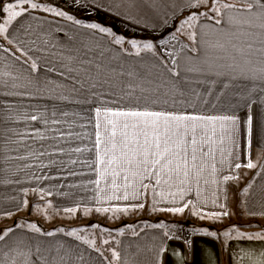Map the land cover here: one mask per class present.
<instances>
[{
  "label": "crops",
  "instance_id": "1",
  "mask_svg": "<svg viewBox=\"0 0 264 264\" xmlns=\"http://www.w3.org/2000/svg\"><path fill=\"white\" fill-rule=\"evenodd\" d=\"M80 5L91 4L97 6L113 15L118 19L126 20L150 31V35L167 31L170 33L179 26V22L188 15V11L182 10V0H75ZM211 0H209V5ZM195 10V9H193ZM199 11H207V8H201ZM6 14L3 15V17ZM2 22V21H0ZM205 28L211 27L212 22L201 20ZM29 26L46 43L37 40L33 51L29 53L37 60L39 68L42 70L33 73L41 80H52L56 83L61 82V77L58 71L63 65L75 67L77 72L80 71V60H84L87 64L89 61L94 63H103L104 57L107 61L105 64L107 72L110 74L111 68L117 67L118 54L116 43L112 39V35L100 33L97 29H90L85 25L77 24L75 20L65 17H58L53 14L30 10V13L25 14L12 25L9 26V31L12 35L9 37L13 40L12 45L8 44L7 39L0 37V80H8L9 86L6 88L0 87V147L5 149L0 154V174L7 181H18L25 185L21 191L13 189V194L23 197L29 192L34 195L51 198L52 209L57 212V215L52 217L53 224L40 228V233H35L26 224L18 220L10 227L16 224L22 225L23 229H18L13 241L23 240L29 244L32 253H36V246H42L41 251L45 249H58L62 254L71 257V264H122L121 261L127 257L130 252L132 259H149L154 247V241L140 242L141 234L144 232H152L150 229L142 230V233L125 234L124 240L126 245L124 253L122 252L124 241L123 236L119 238V245L116 247V253L120 259L108 257L102 250L89 247L88 243L76 235H69L70 227H76L82 223H91L92 214L86 219L77 222H68V215H72L65 211L67 208H76L77 213L92 212L97 207L110 206L104 203H96L95 199L99 193V189L94 181L101 179L100 173L104 170V165H101L97 160V151L93 149L94 143V120L90 118L94 116L93 103H75L71 99L68 101H57L54 97L49 98L47 95L41 97L36 93L34 88H25L27 83V65L22 62L25 57L20 53H15V56H20V61H16L13 55L14 49L20 47L16 42L15 37L20 35L19 25ZM16 28V31H13ZM225 34H211L209 40L211 43H222L223 48L208 47L206 52L201 53V59H207L210 63L222 67L225 64L232 62V56L236 55L235 49L232 48V43L240 44L241 40L227 35V30H223ZM149 35V37H150ZM34 38V37H33ZM183 39V44H169L163 49L167 52L177 54L176 58L180 59L184 55L180 45L184 46L186 51L191 46V41L186 35ZM175 46V47H173ZM3 49H8L5 52ZM39 49V51H36ZM116 53V56H114ZM112 56V57H109ZM122 57V56H121ZM150 65H154L153 76L158 73H164V68L161 66L163 62L168 64L172 57H165L160 54L159 58L151 55ZM70 58H74L71 59ZM239 59V57H238ZM183 63V61H181ZM170 66V64H169ZM56 68L57 72L48 71L49 68ZM247 67L254 69V72L248 73L247 76L239 74L231 78L223 76L217 77L215 82L205 80L203 76L193 75V80H199L200 83H193L191 86L203 97L206 103H201L200 100L195 101V113L202 115H229L235 118V122H215V125L206 124L204 127L211 129L216 128L217 135L213 137L215 141L210 145L214 151L215 161L209 158L207 167L200 180V201L202 197L211 196L212 191L217 190V185L211 183L212 179H216L220 185V189L227 191L228 195L225 198L220 196L218 202L228 206V197L230 194L237 195L241 190L240 202L241 207L248 213L254 206L261 208L264 203V77L259 73V69L264 67L261 65L259 58H254V63ZM10 73L11 77L2 75ZM22 77L21 79L13 80L14 77ZM15 83L18 87L13 88L11 85ZM11 88L12 91L7 89ZM205 89H208L206 92ZM21 93V95H13L12 93ZM32 93V95H29ZM111 94V93H110ZM118 95L119 93L116 92ZM63 109L72 117L73 113L77 115L72 117L69 124L51 125L50 117L53 111ZM159 110V109H157ZM189 112L193 109L189 108ZM11 115L13 119H7ZM31 115H36L37 120H30ZM249 118L251 125L249 126ZM48 121L46 124L45 121ZM65 132L71 130L73 137L64 139L60 137L59 131ZM229 132L232 139H228ZM27 133H35V135H26ZM224 135V143L220 144L219 137ZM43 137V139L41 138ZM237 139L241 141L237 145ZM234 140V144H233ZM251 141V158L257 167L247 169L242 167L235 170V175L239 177L238 181H230L228 185L222 183V175L228 174L233 170L227 164L223 165V172L217 174L211 173V164L216 163L217 168L222 166L219 163L221 160L220 149L225 151H233L237 162L243 161L245 145ZM38 149L36 156H27L25 151L27 148ZM80 147L85 151L75 152L74 148ZM7 148L11 149L7 152ZM20 149L21 151H17ZM44 152V155H39ZM76 161V163H73ZM35 179V185L28 186L27 181ZM209 181L208 184L204 180ZM251 185V187H249ZM230 186V187H229ZM100 188L105 189V194L109 192V186L101 179ZM193 190L189 192L186 199L193 200L198 203L196 195L197 185L193 183ZM248 188V193L243 194V189ZM41 190L42 193L41 194ZM176 191L175 188L172 189ZM242 198V201H241ZM36 202H44V199H36ZM22 203V200H19ZM22 204L19 205V210ZM10 210L13 218L19 210ZM90 209V210H89ZM152 210L149 205L142 210L136 211L138 219L145 218V213H150ZM229 211V210H228ZM134 212V211H132ZM157 216L163 212L155 211ZM241 213V211H239ZM250 218L264 217L256 215ZM120 219H122L120 217ZM130 222L131 217H126ZM123 220V219H122ZM232 223V222H231ZM91 225V224H90ZM224 225V224H223ZM216 229L215 225H211ZM226 226V225H225ZM239 230L244 232L259 231L264 228L261 225L255 227H242L238 224ZM221 227L217 228L219 231ZM231 228V227H229ZM255 228V229H254ZM62 230V231H61ZM48 232H53L54 235H45ZM235 237V233H233ZM159 251L161 264H230L229 251L232 250V257L236 259L237 251L244 249L251 253L249 257H244L243 252H240L239 264H264V257L260 255L264 251V245L259 242H240L233 238L229 240L221 237H213L206 234H193L190 237V245L188 246L183 239L164 237L160 235ZM221 243L224 244L221 250ZM133 244L135 247H130ZM133 253V257H132ZM156 257V256H154ZM110 259V262H109ZM42 264L37 255L35 259L30 258V264Z\"/></svg>",
  "mask_w": 264,
  "mask_h": 264
},
{
  "label": "snow or ice",
  "instance_id": "2",
  "mask_svg": "<svg viewBox=\"0 0 264 264\" xmlns=\"http://www.w3.org/2000/svg\"><path fill=\"white\" fill-rule=\"evenodd\" d=\"M201 8H207V11H199ZM37 9L58 17L66 16L65 12L45 7L42 2L38 3L36 0H9L7 4L0 6V12L6 14L0 17L2 21L0 22V37L7 39L8 44L12 45L13 40L9 38L12 32L9 31V26L17 18L30 13V10ZM182 10L188 11V15L179 22V26L170 35L172 39H176L177 33L186 35L191 41V46L185 51L184 46L180 45L181 51L184 52L180 59L176 58L177 54L164 51L162 55L165 59L172 58L168 64L159 62L164 68V73H158L156 76L152 74L154 65L146 66L139 72L135 68L121 71L111 68L113 76L105 71L103 63L97 64L89 61L85 64L84 60H80L79 72L75 67L66 65H63L59 71L54 67L48 69L51 72L58 71L61 77L60 83L41 80L38 76L32 75L42 69L29 53L33 51L37 40H41L42 43L46 41L42 40L31 25H19L20 35H17L15 40L20 47L14 49L13 55L20 53L25 57L22 63L28 66V77L24 87L34 88L41 97L47 95L50 99L54 97L61 102L71 99L75 103L90 102L96 105L94 116L90 118V121H95L93 149L98 153L99 163L105 166L100 176L109 186V192L105 194V189L99 187L101 179L95 180L94 183L99 189L95 202L102 204L107 201L110 205L109 207H97L95 211L98 213L111 212L115 215L139 211L147 204L154 212L183 214L185 210H189L200 219L206 216L211 219H220L230 215L226 205L218 202L220 196L226 198L228 192L220 189L215 178L211 183L217 185V190L212 191L210 199L198 201V203L186 199L187 194L193 190V183L197 185L196 195L199 198L198 186L208 166L207 162L209 158L213 161L216 159L210 147L215 142L213 137L217 135L216 128L213 126L208 129L204 125H215V122L219 121L222 122L223 127V122H235V118L229 115L195 113V101L200 100L201 103H206V101L191 86L193 83H200L198 79L193 80L192 77L193 75L203 76L205 80L215 82V79L221 76L225 78H231L237 74L242 77L247 76L248 73L255 71L247 66L253 64L254 58L257 57L261 65H264V0H211L210 5L209 0H182ZM67 19L71 20L72 17L67 16ZM202 19L211 21V27L205 28L201 23ZM76 23L79 24L80 21L77 20ZM86 27L97 29L100 33L111 34L110 29L95 23L88 24ZM225 29L227 35L242 41L240 44L229 41L236 52V55L232 56V62L220 67L210 63L207 59H201L200 54L206 52L208 47H224V44L219 42L211 43L209 36L214 33L225 34L223 31ZM16 30L13 28V31ZM123 40V37L117 36L115 43L121 44ZM128 43L135 49L134 53L128 54L135 56H140L142 51L151 52L154 47H157L151 42L141 44L136 40H130ZM169 44L171 40H160V45ZM3 50L8 52V49ZM15 59L19 62L20 56H15ZM259 73L264 77V67L259 69ZM2 75L11 77L10 73ZM21 78L18 76L13 80ZM8 86V80H0V87ZM11 86L18 87L15 83ZM117 88L119 89L118 95L115 91ZM205 91L207 92L208 89ZM12 94L21 95L16 92ZM189 108L193 111L189 112ZM76 115L73 113L72 117ZM72 117H69L67 111L60 109L53 111L49 119L51 125H61L63 122V124H69L70 127ZM13 118L11 115L7 117V119ZM29 118L32 121L38 119L36 115H31ZM45 123L47 124L48 121L46 120ZM248 123L250 126V118ZM55 130L59 131L61 138L71 139L73 137L71 130L67 131V134L59 128ZM26 135H35V133ZM228 139H232L230 132ZM219 142L224 143V135L219 137ZM251 147L249 140L245 145L244 159L239 162L236 161L233 151L226 152L221 148L219 163L222 167L218 169L216 163H212L211 173H222L223 165L227 164L233 171L222 175V183L227 186L230 181H238L239 177L234 174L235 170L242 167L247 169L257 167L251 158ZM85 150L80 147L73 149L75 152ZM44 154V152L39 153L41 156ZM204 183L208 184L209 181L205 179ZM173 188L176 191H173ZM247 193L248 188L246 187L243 189V194ZM41 194H43L42 190ZM22 203L26 205L27 201ZM209 203L218 210L202 211ZM17 210H19V205ZM65 211L75 213L77 209L67 208ZM12 214L11 211L5 213L7 216ZM248 214L264 217V203L258 212L250 208ZM91 227L99 228L100 226ZM152 227L164 228L166 226L157 223ZM28 228L35 233L41 231L36 224H29ZM18 229L22 230L23 226L16 224L0 230V264H30V258L35 259L37 255L42 264H71L72 258L62 254L58 249L50 248L41 251L42 246H36V253L33 254L31 247L25 241H13L12 237L16 235ZM77 234L76 229L69 233V235ZM205 234L218 236L215 231L205 230ZM45 235L52 236L54 233L48 232ZM220 235L229 240L235 238L240 242H259L264 245V228L249 233L240 231L234 225L226 228ZM163 236L172 238L171 231H165ZM85 243L92 245L94 241L86 239ZM161 250L159 249L157 254ZM240 252H243L244 257L251 255L250 252L240 249L237 251L236 259H233L232 250H230V264H239ZM260 255L264 257V251ZM113 257L120 259L115 251H113Z\"/></svg>",
  "mask_w": 264,
  "mask_h": 264
},
{
  "label": "rangeland",
  "instance_id": "3",
  "mask_svg": "<svg viewBox=\"0 0 264 264\" xmlns=\"http://www.w3.org/2000/svg\"><path fill=\"white\" fill-rule=\"evenodd\" d=\"M36 2H42L45 7L49 8H56L59 11H63L66 13V16H71L69 10L70 9H78L85 13V8H83V5H78V2H75V0H36ZM82 8V9H81ZM39 10V9H37ZM41 11V10H39ZM48 13V12H47ZM52 14V13H50ZM54 15V14H53ZM72 20H76L75 18ZM77 21V20H76ZM81 22V21H80ZM81 24V23H80ZM89 23H85V26ZM83 25V22L82 24ZM111 30L112 36H115V39L117 36L123 37L120 34H116L113 32V29L110 27H105ZM171 31L170 33H167V31H161L156 34L150 35V37H147L148 33L140 34L139 36L137 34H134L131 37H123L124 40L121 44H116L117 51H120L121 54H118V61H117V67L115 68L116 71L121 70H131L135 68L138 72L142 71L146 66L150 65L151 55L155 56L156 58H159L160 54L163 53V49L165 46L160 45L161 39H168L171 40V44H183V39L185 38V35H181L179 33L176 34V39L171 38ZM130 40H136L138 43H145V42H151L157 47H154L151 52L142 51L140 56L135 55H129L128 53H134L135 49L131 47V45L128 43ZM114 56H116V53H114ZM122 56V57H121ZM112 57V56H109ZM104 59H106L104 57ZM103 59V65L105 71H107V67L105 64H107V59ZM95 75V73H93ZM110 75H113V73L110 72ZM107 88V86H106ZM8 91H12L11 88L7 89ZM117 93H119V89L117 88L115 90ZM127 104V102H125ZM241 141L237 139V145L240 144ZM3 148L0 147V154L3 152ZM11 150L10 148H7V152ZM17 151H21L20 149H16ZM38 149L35 148H27L25 153L27 156H36ZM2 159L0 163H2ZM35 179H29L27 181L28 186L35 185ZM25 185L20 184L18 181H7V179L3 178V174H0V230H3L5 228L10 227L14 222L20 220L23 223L26 224V227L28 228L29 224H36L39 228H44V226H51L50 224H53L52 217L57 215V212H55L51 205L52 200L51 198H45L39 195H34L33 193L29 192L28 195H25L23 197L16 196L18 193L13 194V189L16 191H21ZM241 190L239 191L240 194ZM232 195L230 194L228 197V206H226L227 211L230 213L228 217H222L220 219H211L209 217H205L204 219H200L197 216H194L191 211L185 210L183 214H171L163 212L160 214V217L157 216L158 213L151 211L150 213H145L146 217L149 219L156 220L155 222L148 223L147 221L141 220L138 223V217L137 212L130 211L127 213H117L113 215L111 212L109 213H103V212H96L95 209L92 210V212H82L81 214L75 212L72 213V215H68V222H77L78 220L81 221L82 219H86L88 215L91 216V225L82 223L81 225H78L76 227H70V230L73 229L78 230V234L76 235L79 238H82L84 241L91 240L94 241V244L89 245L92 246V248H96L97 250H102L107 254L108 257H113V251H117L116 247L119 245V238L125 234H133L138 233L140 235L142 233V230L150 229L152 232H144L145 234H141L140 242L142 241L145 243L146 241H154L153 244V251L149 256V259H132L130 258V252L127 253V257L123 261H121L122 264H161V258L160 254H157L159 250V243L160 242V235L161 233H164L165 231H171L172 237L183 239L186 244L190 245V237L193 234H205V230L208 232L215 231L218 233V236L221 237L222 240L225 239L222 235H220L226 228L237 226L239 229V225L241 223H248L249 225H252V227H255V225H261L264 226V219L261 217L257 218H250L249 214L242 209L240 197L241 195ZM209 197H202V200L210 199ZM36 199H44V202H36ZM19 200L27 201V204L24 205L23 203H20ZM198 201H200V197L198 198ZM242 201V198H241ZM22 204L21 209L17 213V215L13 218L10 216L5 215L7 211L15 210L18 205ZM109 203L105 201L104 205H108ZM105 207V206H103ZM109 207V206H106ZM258 206H254L253 209L257 210ZM218 210L215 206L212 204H207L206 207L202 209L204 212L209 211H216ZM241 211V213L239 212ZM14 214V213H13ZM120 217L123 219H120ZM126 217H131L133 220L130 222L129 219H126ZM158 218V219H157ZM232 222V223H231ZM157 223H161L165 225L164 228H155L152 227V225H155ZM224 224V225H223ZM93 225L100 226L99 228L91 227ZM211 225H215L216 229H213ZM226 225V226H225ZM249 225H246L245 228H248ZM137 226V227H136ZM220 228L218 231L217 228ZM83 229L84 231H79ZM255 229V228H254ZM261 229V228H260ZM70 231V232H71ZM124 246L122 252L124 253V247L129 245L125 244L126 241L124 240ZM104 241H108V243H104ZM135 247V245L131 244L130 247ZM221 246H224V244L221 243ZM156 256V257H154ZM133 257V253H132ZM110 262V259H109ZM115 261H113L114 264Z\"/></svg>",
  "mask_w": 264,
  "mask_h": 264
},
{
  "label": "trees",
  "instance_id": "4",
  "mask_svg": "<svg viewBox=\"0 0 264 264\" xmlns=\"http://www.w3.org/2000/svg\"><path fill=\"white\" fill-rule=\"evenodd\" d=\"M9 0H0V6H3L7 4ZM85 8V13L78 9H70V15H72L73 19L75 18L76 20L81 21L80 23L85 25V23H95L103 27H110L113 29V32L116 34H120L123 37H131L134 34H137L138 36L143 33H148L147 37L150 35V31L148 29L141 27L139 25H136L134 23H131L126 20L118 19L115 15L97 7L91 4H85L83 5ZM82 9V8H81ZM4 13L0 12V17H3ZM75 20V21H76ZM112 39L115 41V36H112ZM158 219V218H157ZM144 220L147 221L148 223L155 222L156 220L154 219H149V218H140L138 219L139 221ZM246 225H249L248 223H241L240 226L246 227ZM137 227V226H136ZM221 250H223V247L221 246Z\"/></svg>",
  "mask_w": 264,
  "mask_h": 264
}]
</instances>
